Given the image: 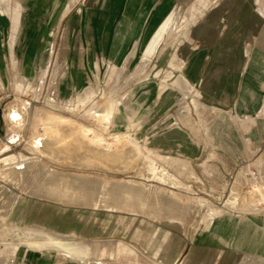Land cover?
<instances>
[{
    "label": "rangeland",
    "instance_id": "374dc122",
    "mask_svg": "<svg viewBox=\"0 0 264 264\" xmlns=\"http://www.w3.org/2000/svg\"><path fill=\"white\" fill-rule=\"evenodd\" d=\"M158 6L0 0V196L95 208L96 236L28 243L73 264H264V0ZM219 224L242 249L195 245Z\"/></svg>",
    "mask_w": 264,
    "mask_h": 264
},
{
    "label": "crops",
    "instance_id": "0c3cea01",
    "mask_svg": "<svg viewBox=\"0 0 264 264\" xmlns=\"http://www.w3.org/2000/svg\"><path fill=\"white\" fill-rule=\"evenodd\" d=\"M151 1L153 4L159 2L157 11L159 13H164L177 4H187L193 0ZM249 23L251 26H256L257 19L250 18ZM232 53L231 58H239L238 52L233 51ZM256 58L264 60V49L262 50V48H259ZM258 67L263 69V71H259L264 74V67H262L261 63H258ZM0 185L5 188L15 187L16 179L6 178L0 180ZM27 186L30 185L28 184ZM9 190H6L3 195L0 196V203L3 202L2 205L7 207L5 214H0V220L4 218L14 226H26L30 229H34L32 231L33 234H35V239H26L21 245H18L15 238L11 236L6 237L4 235L5 233H1L0 231V264H73L68 259L58 255V253L62 254V250L50 246H31L28 243L41 242L42 233L61 239H65L61 237L62 235H72L74 238H79L80 240L96 236L97 211L90 205L86 206L85 203L81 204L79 202H71L62 199H48L40 196V193L34 195L32 191H30V194L26 191L24 194L19 195V197L9 201L10 197L13 196L12 194H16L15 192L9 193ZM111 219L112 218H109L108 224L111 223ZM220 225L221 224H219L218 230L210 231L207 229L201 231L209 233L212 238L210 236H203L197 241V234L195 236V245L200 249L209 250L227 242L235 250L242 249L239 245L240 239L237 238L236 233L234 231L227 232L223 228H220ZM1 235L3 236L2 239ZM213 238L215 239L214 241L212 240ZM77 244L81 246V242ZM50 248L55 251L50 250Z\"/></svg>",
    "mask_w": 264,
    "mask_h": 264
},
{
    "label": "bare ground",
    "instance_id": "6f19581e",
    "mask_svg": "<svg viewBox=\"0 0 264 264\" xmlns=\"http://www.w3.org/2000/svg\"><path fill=\"white\" fill-rule=\"evenodd\" d=\"M30 35V34H29ZM35 36V35H34ZM33 38V32H31V35H30V39ZM122 191V190H121ZM46 243V241H45ZM36 244V243H35ZM40 243H37L36 245H38ZM54 244H57V245H60L61 248H63V252L65 255L69 256V257H72L73 258V254H72V247L71 246H68L66 244H63L62 242H58V241H54ZM33 246V245H32ZM86 247V246H85Z\"/></svg>",
    "mask_w": 264,
    "mask_h": 264
}]
</instances>
